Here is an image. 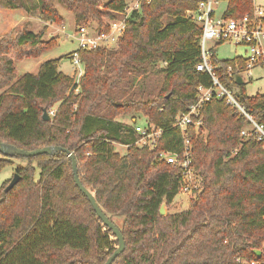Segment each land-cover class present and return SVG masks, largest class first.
Masks as SVG:
<instances>
[{
  "label": "trees",
  "instance_id": "trees-1",
  "mask_svg": "<svg viewBox=\"0 0 264 264\" xmlns=\"http://www.w3.org/2000/svg\"><path fill=\"white\" fill-rule=\"evenodd\" d=\"M73 13L75 27L115 18L128 0H58ZM114 48L79 49L83 74L79 91L59 71L60 58L38 71L16 76L15 61L37 57L57 45L43 39L47 29L29 25L0 35V141L33 150L62 146L73 154L82 184L102 210L122 216L124 250L111 264H250L264 242V144L240 131L245 119L225 98L207 101L199 126L188 127L192 166L201 188L189 207L160 215L179 192L180 175L157 160L160 150L180 153L183 137L173 119L188 111L199 85L210 86L200 60L201 26L188 14L200 0H138ZM222 1V0H217ZM225 18L252 13L253 0H223ZM47 23L63 17L53 0L31 8ZM0 8L25 9L23 0H0ZM221 44V43H219ZM217 44V45H219ZM71 55V54H70ZM242 56L212 63L239 101L264 123V92L248 95L245 84L227 78ZM56 106L54 117L43 110ZM142 116L162 132L153 149L139 146L134 124L118 116ZM115 145L126 150L120 154ZM14 167L18 182L0 185V264H104L118 242L102 225L73 179L65 152L33 157L0 154V170ZM256 249V250H255ZM240 258L241 261L236 259ZM243 260V262H242Z\"/></svg>",
  "mask_w": 264,
  "mask_h": 264
},
{
  "label": "built area",
  "instance_id": "built-area-1",
  "mask_svg": "<svg viewBox=\"0 0 264 264\" xmlns=\"http://www.w3.org/2000/svg\"><path fill=\"white\" fill-rule=\"evenodd\" d=\"M138 0L128 6L115 18L106 19L107 29H99L98 25L88 23L75 29L74 36L78 44L71 52L70 59L74 65L72 90L76 94L79 91V83L83 74V63L79 57V49H95L103 47L114 48L118 39L125 30L126 19L132 9L138 8ZM217 0H200L197 9L188 12L192 19L201 26V36L199 40L200 60L195 68L198 71L207 72L211 77L210 86L199 85L196 89V97L185 113H178L174 119V125L181 131L183 137V149L180 153L167 150L157 152L156 159L169 163L178 169L180 175L179 191L194 195L201 188V177L192 166L191 146L188 139V127L190 125L199 126L201 124L202 106L212 98H225L227 104L232 106L244 119L240 135L242 139L252 137L264 144V123L258 122L252 114L239 101L233 87H227L217 73V66L212 63L213 49L219 43H231L244 47L242 56L244 64L232 70L229 67L226 71L227 78L235 81L240 76L245 81V77H252V71L256 67L264 66V7L255 6L252 13H245L238 18H225L221 13H216L215 5ZM64 28V27H62ZM65 33V31H63ZM68 35V34H67ZM56 105L47 110L49 118L54 117ZM135 131L140 135L136 141L139 146H147L153 149L161 135V128L148 123L145 125L134 124ZM238 262L240 258L236 259ZM243 262V260H242ZM250 264H264L261 262H251Z\"/></svg>",
  "mask_w": 264,
  "mask_h": 264
},
{
  "label": "rangeland",
  "instance_id": "rangeland-1",
  "mask_svg": "<svg viewBox=\"0 0 264 264\" xmlns=\"http://www.w3.org/2000/svg\"><path fill=\"white\" fill-rule=\"evenodd\" d=\"M135 1L136 0H128L129 4H132ZM23 2L28 6V10L23 8H0V35L10 30L13 32L20 30L27 24L35 32L40 31L46 25L47 29L43 35V39L48 40L51 37L57 36V45L42 52L37 57L25 58L23 60L15 61L16 76L21 77L24 73L35 74L38 71V66L40 63L45 60L57 58H60L58 63L59 71L66 75H71L73 73L74 65L71 62L70 54L74 49H76L78 44V41L74 36L76 27L73 13L63 7L58 0H53L54 5L57 7L63 17V22L60 25L47 23L40 18L38 9H36V7L31 8L33 4H36L37 0H23ZM253 4L264 7V0H253ZM225 6L226 1H219L215 5L216 13H221ZM91 24L96 25L97 22L92 20ZM63 31H65V33ZM215 53L219 59H230L244 54V47L241 45H234L225 42L216 46ZM244 84L245 92L248 95L264 92V66L254 68L252 71V77H245ZM117 119L128 124H146L145 118L139 115L134 117L135 120H133L130 115L118 116ZM115 150L120 154H123L126 150V147L123 145H115ZM13 162L14 163L12 165H6L0 170V185L4 181L12 178L15 164L23 163V161L19 159H14ZM191 197L192 195L179 191L170 205H166L165 203L164 215L167 213H176L187 209L189 207V201ZM110 218L119 228L121 227L123 221L122 216L113 215L110 216ZM256 251H258L260 256H262L261 260H259L262 262L264 260V242Z\"/></svg>",
  "mask_w": 264,
  "mask_h": 264
},
{
  "label": "water",
  "instance_id": "water-1",
  "mask_svg": "<svg viewBox=\"0 0 264 264\" xmlns=\"http://www.w3.org/2000/svg\"><path fill=\"white\" fill-rule=\"evenodd\" d=\"M235 82L237 84H242L243 80L241 79L240 76H237L235 78ZM42 117L44 120L50 119L49 115L47 114V110L45 109L43 110ZM59 152H65L67 156L70 158L72 172H73V179H74L75 184L80 189V191L87 197L93 210L96 213V216L102 222V225L111 231V233L114 235V239H116L118 242L115 250L108 256V258L104 262V264H111L116 259V257L124 250L125 241H124L123 235L121 233L120 228L113 222V220L99 206L93 193L82 184L78 176V173H77L76 160L73 154L69 152L68 149L62 146H57V145L44 146V147L36 148L33 150H25L22 148H18L14 146L13 144L0 141V154L9 156V157H15V156L33 157V156L40 155V154L54 155ZM18 180H19V175L17 173H14L12 178L9 180L8 184L4 188V191L10 190L18 182ZM164 205H165V201H163L161 204L160 211H159L160 215H164Z\"/></svg>",
  "mask_w": 264,
  "mask_h": 264
},
{
  "label": "crops",
  "instance_id": "crops-1",
  "mask_svg": "<svg viewBox=\"0 0 264 264\" xmlns=\"http://www.w3.org/2000/svg\"><path fill=\"white\" fill-rule=\"evenodd\" d=\"M219 2V1H218ZM255 5V4H254ZM255 6H261V5H255ZM226 7V6H225ZM263 7V6H262ZM225 9V8H224ZM215 50H216V48H215ZM133 120H135L134 118H133Z\"/></svg>",
  "mask_w": 264,
  "mask_h": 264
}]
</instances>
